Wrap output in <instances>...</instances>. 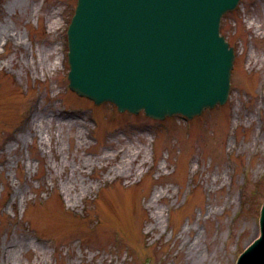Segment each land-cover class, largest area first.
<instances>
[{
	"label": "rangeland",
	"instance_id": "rangeland-1",
	"mask_svg": "<svg viewBox=\"0 0 264 264\" xmlns=\"http://www.w3.org/2000/svg\"><path fill=\"white\" fill-rule=\"evenodd\" d=\"M74 6L0 0V264H234L264 200V0L224 18L228 103L165 121L70 91ZM118 150L140 154L129 177Z\"/></svg>",
	"mask_w": 264,
	"mask_h": 264
},
{
	"label": "water",
	"instance_id": "water-1",
	"mask_svg": "<svg viewBox=\"0 0 264 264\" xmlns=\"http://www.w3.org/2000/svg\"><path fill=\"white\" fill-rule=\"evenodd\" d=\"M233 1L133 0L119 8L118 0H81L71 33L73 87L160 117L218 100L211 99L226 95L233 58L215 28ZM207 44L217 64L199 58ZM188 72L199 76L189 80ZM261 222L262 237L239 264H264V208Z\"/></svg>",
	"mask_w": 264,
	"mask_h": 264
},
{
	"label": "bare ground",
	"instance_id": "bare-ground-1",
	"mask_svg": "<svg viewBox=\"0 0 264 264\" xmlns=\"http://www.w3.org/2000/svg\"><path fill=\"white\" fill-rule=\"evenodd\" d=\"M8 6H11V3ZM3 27H7V26L4 25ZM9 37H11V34L7 31H5L3 34V38L7 39ZM112 158L114 159V162H115V164L111 168V172H113V173L124 172V173L129 174L130 172L133 171L134 167L136 168V165H134L135 157L129 151H126L123 156H121V155L119 156V153H117L115 155V157L113 156ZM89 190H91V187L89 188V186H88L87 191H89ZM22 243L23 242H21V243L19 242V244L18 243L15 244L14 246L15 247L17 246L15 249H17L18 247H19L18 249H21ZM8 262H9V258L5 257L4 258V264H9Z\"/></svg>",
	"mask_w": 264,
	"mask_h": 264
}]
</instances>
